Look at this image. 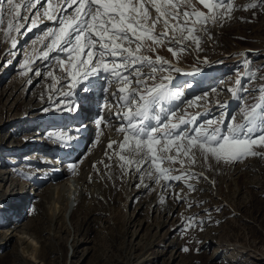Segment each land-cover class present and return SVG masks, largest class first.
<instances>
[{
  "label": "rangeland",
  "instance_id": "374dc122",
  "mask_svg": "<svg viewBox=\"0 0 264 264\" xmlns=\"http://www.w3.org/2000/svg\"><path fill=\"white\" fill-rule=\"evenodd\" d=\"M16 2L21 4V16L16 19L23 26L9 36L7 22L12 17L7 14L6 0H0V7L5 9L4 30H0V174L9 172L5 175L7 182L14 175L25 185L34 186L26 189L27 196L32 194L25 205L16 202V198L10 200V195L18 192L12 191L11 183L0 181V218H3L0 264H264V147L254 148L260 155L232 163L213 158L205 162L197 152L195 165L186 164L183 168L180 164L172 165L171 175H187L186 179H161L157 183L154 176L147 174L148 165L138 170V176L131 171L129 177L136 182H127L126 174L119 172L99 183L93 171L104 167L108 145L120 137L114 129L99 127L108 108L117 112L113 109L117 107L114 99L110 100L112 92L116 93L117 81L109 83L110 74L101 72L69 88V79L57 64V58L65 59L66 54L51 52L47 59L38 55L44 50L42 44L48 43V39L41 40L43 34L58 26L55 20L43 17L47 5L37 4L25 12L26 0ZM229 2L230 17L218 19L214 24L209 22L206 33H196L200 38L199 48L189 41L186 51L173 56L165 42L155 51H144L153 60L158 55L172 65L169 71L157 72L155 79L146 81L148 88L164 83L170 90L162 105L150 113L161 115V124L178 123L180 130L191 132L196 125L223 117V126L227 127L232 124L231 118L242 123L243 111L258 102L260 89L264 88V0ZM51 3L59 16L57 6L61 0ZM253 3L256 7H249ZM192 4L208 12L198 0H192ZM37 10L41 19L37 26L27 30ZM154 13L152 10L153 17ZM24 15L28 21L21 18ZM158 29L162 30L159 25L155 31ZM146 44L150 45L151 41ZM143 72L150 73V68L145 66ZM169 75L170 81L163 80ZM138 87L143 89L145 85ZM83 100L87 111L82 115L89 116L87 121L92 125L85 132L78 153L67 155L59 147L64 142L59 138L71 137L69 130L80 126L72 125L80 123L82 118H71ZM181 118L186 123H180ZM67 121L72 124L68 128ZM121 125L114 124L116 128ZM145 125L156 127L157 122L150 116ZM45 132L43 136L35 135ZM71 145L77 149L75 144ZM40 148L62 151L64 158L71 156L75 163L82 164L81 175L73 174L71 183L82 187L80 177L90 172L93 192H98L99 198L80 199L74 190L75 202L65 212L68 232L51 223L52 207L46 204L42 193L50 182L39 185L46 174L35 173L45 172L49 167L35 154ZM41 156L46 159L49 155ZM35 161L40 163L36 165ZM143 184H147L144 190ZM158 198L160 202L155 204ZM40 199L44 200L40 208L37 205L34 208ZM87 202L93 208L83 221L82 209ZM73 214L77 217L74 225L70 223ZM8 221L12 223L7 224ZM13 230L14 237L9 243L1 240L8 231L11 237ZM36 230L39 232L35 233ZM22 238L31 247L26 254L29 260L23 258ZM60 241L63 245H59ZM41 246H45L46 253L36 259L31 254Z\"/></svg>",
  "mask_w": 264,
  "mask_h": 264
},
{
  "label": "snow or ice",
  "instance_id": "6c2138e0",
  "mask_svg": "<svg viewBox=\"0 0 264 264\" xmlns=\"http://www.w3.org/2000/svg\"><path fill=\"white\" fill-rule=\"evenodd\" d=\"M198 2L208 9L207 13L197 9L192 0H61L57 6L60 8L59 16L52 9L51 0H26L23 5L25 12L36 8L37 4L41 7L47 5L43 17L56 21L58 26L47 29L41 37V40L48 39V43L42 44L44 50L38 55L47 59L51 52L66 54L65 59L57 58V64L69 79V88L101 72L116 78L121 85L118 91L125 94L121 97V106L125 110L116 113L126 121L118 129L124 133L116 153L122 161L120 167L135 165L139 170L148 164L147 174L154 176L157 183L161 179H186L187 175L172 176V165L180 164L182 168L186 164L195 165L197 152L205 162L213 158L217 162L232 163L260 155L254 148L264 147V88L260 89L258 102L243 111L242 123L231 118L232 124L224 127L221 117L220 120L196 125L189 132L180 130L178 123L161 124L160 117L155 116L156 127L145 125L153 108L162 105L170 95L164 83L148 88L146 81L155 79L157 72L169 71L172 65L158 55L153 60L144 51H155L165 42L173 56L186 51L185 45L189 41L199 48L200 38L196 33H206L209 22L214 24L218 19L230 17L232 4L229 0ZM6 4L9 6L7 14L12 17L7 22V34L10 36L23 26L16 19L21 16V4L16 0H6ZM249 7H256V4ZM4 16L5 9L0 7V30H4ZM21 18L28 21L27 15ZM40 19L41 14L37 10L27 30L37 26ZM157 25H162L159 33L155 31ZM146 41H151V44H146ZM12 43L15 47V40ZM145 66L150 68V73L143 72ZM49 75L53 74L50 72ZM163 80L170 81L171 76H164ZM141 84L145 85L143 89L138 87ZM180 123L186 121L181 118ZM113 143L108 145L110 149ZM165 164L168 167H164ZM183 250L188 251L187 248Z\"/></svg>",
  "mask_w": 264,
  "mask_h": 264
},
{
  "label": "bare ground",
  "instance_id": "6f19581e",
  "mask_svg": "<svg viewBox=\"0 0 264 264\" xmlns=\"http://www.w3.org/2000/svg\"><path fill=\"white\" fill-rule=\"evenodd\" d=\"M71 10H72L71 8L68 9V11H71ZM159 26L162 29V25H159ZM160 31L161 30H159V29L157 30V32H160ZM107 78H108V82L109 83L116 81V78L114 76H112V75H108ZM115 83L116 84L114 85V90H115L116 93L114 94L112 92L113 95H112V97H110V100H113L114 99V101L116 103V106H117L116 108L114 107V109L117 112H114V111L111 112L109 110V108H108V111L106 110L107 113H105L103 115V117L99 121V124H100L99 127H103V128L109 129V130H111V129L113 130L114 129L116 132L119 133L120 137H119L118 140H115L114 141L115 143L113 144V147L111 149L109 148L108 155H107L108 156L107 157V161H105V160L103 161V162H105V163H103L104 167H102V169H99V168L98 169H95L93 172H94L95 179L96 180L98 179L99 180V183L105 182L106 179H108V176H111V177H114V175L116 176V174L119 173V172L120 173L121 172L122 173H125L126 174L125 175L126 176V181L128 182V180H129V182L131 181L130 183H132L133 180H134V182H136V180L133 177L130 178L129 177V174L131 173V171H134V173H137V176H138L139 171L136 169V166L135 165H132L130 168L127 167V166L125 168H121L120 167V164L122 163V161H120L119 155L116 154V153L119 152V148H118L119 143L122 142L123 139H124V133H121V132L118 131V129L121 126H117L118 128H116L114 126V124H116V122H119V123H123V125H125L126 124V121L116 115V113H118V112H121L122 113L125 110L121 106L122 105V99H121V97L123 95H125V94H122V93H120L118 91V89L121 87V85L119 83H117V82H115ZM88 93H89V91H88ZM84 101L85 100H83V102ZM29 106L30 107H33L32 105H29ZM81 107H82V105H80V108ZM111 113H112V116H111ZM178 115H179V113L176 112V116H178ZM150 116H151V118H154L155 116L162 117L161 115H153V114L152 115L150 114ZM78 117L80 119L82 117H84L86 119L89 116H87V115H80ZM70 124H71V122L67 121V123H66L67 128H68V126ZM94 124L97 125L96 123H94ZM90 125H92V123ZM61 128H65L64 125H62ZM74 129H75V127H74ZM58 132H59V130H58ZM46 134L47 133L45 132L43 134H35V135H41V136H43V135H46ZM61 135H65V134L62 133ZM73 137H75V136H73ZM61 139L62 138H59V140L62 142L63 140H61ZM72 142L73 143H70V144H75L76 145V143H74V141H72ZM70 146H72V145H70ZM28 150H31V148L30 149L28 148ZM72 150H74V149H72ZM62 153L63 152L62 151L60 152L59 150H48L46 148H40V150H38L35 154H36L37 158L41 160L42 164L48 165L49 167H48L47 170H45V172H38L37 171L35 173L36 174H42V173H45L46 174V176L40 181L41 183L39 185H41L42 183H45V182H50L49 183V186L46 189H44L42 193L44 194L45 199L47 200L46 201V204H50L51 207H52L51 208V211L52 212L50 214V216H51V223L53 225L54 224L60 225L63 232H68V229L66 227L67 226L66 225L67 223H65V216H66L65 212H68L70 206L73 205L74 202H75V200L74 201L72 200L73 199L72 196H73L74 190H75L76 194L78 193V197L80 199L81 198H84L85 196H87V197H94L95 196L96 198H99V196L97 194L98 192H93L91 178L89 176V175H91L90 172L87 175H85L83 178L82 177H80V179L78 178L79 179V182H83L82 187H78L80 185L76 186V183L75 182L74 183H71L73 181L70 180L71 179L70 177H72L73 174H75V175L77 174V176L78 175H81V167H82L81 165L82 164L75 163L74 160L68 161L66 158H65L66 159L65 161L59 162L56 158H58V156H63ZM40 154L41 155L47 154L49 156L46 157V159H43V157ZM79 154H78V156H79ZM56 161H57V165H55V162ZM35 163H36V165H38L40 162L39 161H35ZM50 164H52L54 166H50ZM63 164H67L68 165V168L70 169V171L66 170V168H63ZM142 167L143 168L144 167H148V164H144ZM242 167L245 168L246 165L245 166H241L240 168H242ZM7 173H9V172H5V173H3V175L0 174V181L2 183H4V182L11 183L12 191L13 192H18V193L11 194L10 195V200L16 198V202H20V204H21V202L22 203L24 202L25 205H26V203L29 201V199H28V197H30L29 194H32V192H30L28 194V196H27L26 189H27L28 186H29V189H32L34 185H31V186L30 185H25V183H23V182L19 181L18 179H16L14 175L12 177H9L8 178L9 181L7 182L6 181V176H5ZM63 173H64V175H63ZM100 173H102V175H100ZM67 177H68V179H67ZM66 180L68 181V183L65 182ZM86 184H88V186ZM142 186H143L142 187L143 190L147 188V184H143ZM76 194H75V196H76ZM99 195H101V194H99ZM43 201H44L43 199L42 200L40 199L37 202V204L34 205V208L37 207V206H39V205H41V202H43ZM159 202L160 201H159V198H158L156 200V203L155 204H159ZM23 206H24V204H23ZM39 208H40V206H39ZM91 208H93V207H92V205L90 206V202H87L84 205V209H82V214L84 216V218H82L83 221L86 220V218L92 212ZM20 218H21V216L18 217V219H20ZM76 218L77 217L75 216V214H73L72 217H71V219H70V223L72 225H74L76 223ZM11 223H12L11 221H8L7 224H11ZM14 231L15 230L12 231V234H11L12 236L11 237H9V231L6 232L1 240L2 241H6L7 243H9L10 240L14 237L13 236ZM37 231L39 232V230H36L35 233H37ZM17 232H19V231H17ZM25 232H26V234L28 233V231H25ZM36 237H37V235H36ZM55 237L57 239V236H55ZM22 239L23 240L21 241V248L23 249V252H24L23 258H24V260L25 259L29 260V258H27V256H26V254L30 253L31 247L29 246V243H28L29 241H27L26 238H22ZM63 240H65V239H63ZM64 243H65V241H64ZM59 245H63V241H60ZM45 250H46L45 249V246H41L39 250H37L36 252H32L31 255L34 256L36 259H40L42 257V254H45L46 253ZM19 260L21 261V259H19ZM30 262L35 263L31 259H30Z\"/></svg>",
  "mask_w": 264,
  "mask_h": 264
}]
</instances>
